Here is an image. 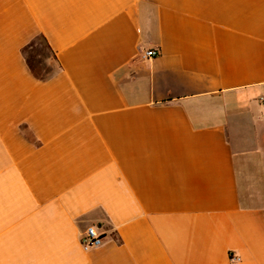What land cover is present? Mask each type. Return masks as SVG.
Masks as SVG:
<instances>
[{"label":"crops","instance_id":"0c3cea01","mask_svg":"<svg viewBox=\"0 0 264 264\" xmlns=\"http://www.w3.org/2000/svg\"><path fill=\"white\" fill-rule=\"evenodd\" d=\"M0 264H264V0H0Z\"/></svg>","mask_w":264,"mask_h":264},{"label":"trees","instance_id":"16d2710c","mask_svg":"<svg viewBox=\"0 0 264 264\" xmlns=\"http://www.w3.org/2000/svg\"><path fill=\"white\" fill-rule=\"evenodd\" d=\"M21 52L29 70L40 81L49 80L61 70V65L44 35L36 36Z\"/></svg>","mask_w":264,"mask_h":264},{"label":"built area","instance_id":"2783aa9c","mask_svg":"<svg viewBox=\"0 0 264 264\" xmlns=\"http://www.w3.org/2000/svg\"><path fill=\"white\" fill-rule=\"evenodd\" d=\"M157 54V51L155 49H149L145 52L144 56L146 58H152ZM103 237L98 230L93 227L89 226L86 228L85 232L82 234L80 238L81 246L83 250H91L94 248H97L103 244ZM237 257L231 256V260L234 262Z\"/></svg>","mask_w":264,"mask_h":264},{"label":"rangeland","instance_id":"374dc122","mask_svg":"<svg viewBox=\"0 0 264 264\" xmlns=\"http://www.w3.org/2000/svg\"><path fill=\"white\" fill-rule=\"evenodd\" d=\"M47 53H48V51H47ZM28 56H29V53H28ZM35 64H36V62H35Z\"/></svg>","mask_w":264,"mask_h":264}]
</instances>
